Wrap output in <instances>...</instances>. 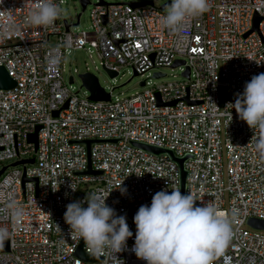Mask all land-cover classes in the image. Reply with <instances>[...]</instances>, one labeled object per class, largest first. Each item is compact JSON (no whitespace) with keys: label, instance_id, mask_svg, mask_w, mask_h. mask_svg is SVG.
<instances>
[{"label":"built area","instance_id":"obj_1","mask_svg":"<svg viewBox=\"0 0 264 264\" xmlns=\"http://www.w3.org/2000/svg\"><path fill=\"white\" fill-rule=\"evenodd\" d=\"M39 2L0 0V68L14 82L0 90V170L33 160L0 175V186L9 181L6 191L22 213L5 221L11 236L4 241L7 251L0 244V264H146L131 251L129 217L133 237L115 259L83 243L85 254L100 259L93 263L76 257L81 240L63 220L65 206L87 194L108 196L105 203L118 216L130 212L133 218L153 194L179 187L172 160L129 142L190 157L183 163L184 195L190 191L195 206L211 203L232 225V239L214 264H264V231L247 225L264 221V157L255 151L253 130L230 105L245 82L264 73V0H209L208 10L178 33L162 27L164 11L153 4L99 1L90 11L89 31L60 15L37 27L26 17ZM52 2L60 10L64 0ZM77 50L95 52L102 70L116 76L123 67L140 77L162 74L181 62L175 68L182 80L152 88L143 80L141 93L114 99L109 93L107 102H93L63 79L64 58ZM36 128L34 151L28 137ZM96 140L104 143L91 144L87 154L80 142ZM88 166L96 174L80 175ZM119 187L126 189L123 195Z\"/></svg>","mask_w":264,"mask_h":264},{"label":"clouds","instance_id":"obj_2","mask_svg":"<svg viewBox=\"0 0 264 264\" xmlns=\"http://www.w3.org/2000/svg\"><path fill=\"white\" fill-rule=\"evenodd\" d=\"M209 0H170L160 17L161 25L170 32L184 31L186 22L205 13ZM59 10L52 0H40L26 17V23L47 27L58 18ZM237 118L253 130L256 153L264 157V73L253 75L245 82L243 91L236 94L234 103ZM9 181L0 186V244L10 239L8 217L22 213L6 191ZM121 185V184H120ZM68 188L75 192L70 183ZM121 195L125 188L119 187ZM99 193L87 194L65 206L63 220L70 235L83 240L94 252L107 250L114 254L126 249V241L133 237L126 217L117 215ZM191 192L182 195L179 187L171 192L160 190L152 195L150 204L141 205L133 216L134 243L131 251L146 264H214L218 255L230 243L231 221L211 203L195 206ZM86 204V207L83 206Z\"/></svg>","mask_w":264,"mask_h":264},{"label":"rangeland","instance_id":"obj_3","mask_svg":"<svg viewBox=\"0 0 264 264\" xmlns=\"http://www.w3.org/2000/svg\"><path fill=\"white\" fill-rule=\"evenodd\" d=\"M80 0H64L60 5L59 15L60 19L67 22L72 26L79 17V30L89 31L90 18L89 14L93 5L97 4L99 0H86L89 4L85 9L81 10ZM106 4H142L144 2H152L153 6L160 8L163 4L170 2V0H102ZM165 12V9L163 10ZM63 79L68 85V79L72 77L73 84L71 85L73 92H78L80 97H87L88 93L84 88H81V82L78 78L79 75L89 73L97 78L99 86L106 92L111 93V98L129 97L136 93H141L143 87L139 83L143 80L146 81V88H152L169 83H176L182 80L181 71L178 68H162L160 73L164 74L162 78H153L150 72L149 75L145 74L143 77L133 76V72L128 67H123L120 73L115 78H110L99 65V59L95 52H87L84 50H77L72 52L69 56L64 58Z\"/></svg>","mask_w":264,"mask_h":264},{"label":"water","instance_id":"obj_4","mask_svg":"<svg viewBox=\"0 0 264 264\" xmlns=\"http://www.w3.org/2000/svg\"><path fill=\"white\" fill-rule=\"evenodd\" d=\"M81 4V10L83 11L86 7L87 4H89L88 1L86 0H80L79 1ZM99 4L100 5H107L106 3L102 2V0H99ZM168 3V2H167ZM163 4L159 9L160 10H164L166 4ZM152 2H144L142 4H131L133 7L138 6V5H151ZM80 15L77 16V21L75 24H77L78 20H79ZM260 22V18L256 17L254 18L253 21V28L252 30H256L258 23ZM65 24V23H64ZM65 29L67 30L68 26L65 24ZM182 65L181 62H176L172 65L173 68L178 67ZM105 73L110 77V78H115L116 74L113 72H109L104 70ZM133 76H137V74L133 73ZM163 74H159V73H154L152 74L153 78H161L163 77ZM182 76L184 77H188L187 71H185L184 73H182ZM80 82H81V88H84L86 90V92L88 93V100L93 101V102H98V101H102V102H107L109 100V94L106 93L98 84L97 78L94 77L92 74L89 73H85V74H81L78 76ZM68 83L72 84L73 81L71 79V77L68 79ZM140 87L144 86V81H141L139 83ZM14 87V82L11 80V78L8 77V75L6 74V72L0 68V90L1 91H6L9 89H12ZM175 102L169 104V105H174ZM158 105L159 102H158ZM66 108V103L63 105V107L61 109H65ZM58 112H54L53 116L55 117L57 115ZM39 130V128H36L35 132L30 135L28 137V143L32 144L34 146V151L36 150V144H37V131ZM116 140H111L108 141V143H116ZM81 144L85 145L86 147V151L87 154L89 152V147L91 144L93 143H104V141H100V140H96V141H84V142H80ZM129 145H131L133 148L136 149H140L144 152H147L151 155L154 156H160V155H166L170 160H172L178 167V171H179V180H180V184H179V190L180 193L182 195H184V185H185V178H186V172L183 169V163L186 159L190 158L189 156H184L182 158H178L175 157L174 154L172 153V151L170 150H166L163 148H158V147H154V146H150V145H146V144H142V143H135V142H129ZM33 164V160H24V161H18V162H14L12 164H10L7 167H16V166H23V165H32ZM7 167H3L0 170V175L3 173V171L7 168ZM91 174H96L94 172H92L90 170V167L88 166V169L86 172L80 174V175H91ZM23 181H27L25 179H23ZM35 184V186L37 185L36 180H32ZM124 216L129 217L130 221L132 222L133 226H134V231H135V225L133 223V218L131 216V213L128 212L127 214H125ZM247 225L255 230H259V231H264V221H260V220H253L250 219L247 221ZM83 240L81 239L77 251H76V257H78L79 259H81L82 261L88 262V263H93V262H98L100 261V259L98 257H93V256H89L87 254H85L82 250V245H83ZM3 247L4 250L7 251V242L3 243Z\"/></svg>","mask_w":264,"mask_h":264},{"label":"snow or ice","instance_id":"obj_5","mask_svg":"<svg viewBox=\"0 0 264 264\" xmlns=\"http://www.w3.org/2000/svg\"><path fill=\"white\" fill-rule=\"evenodd\" d=\"M137 47H139V45H137Z\"/></svg>","mask_w":264,"mask_h":264}]
</instances>
